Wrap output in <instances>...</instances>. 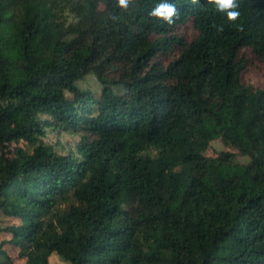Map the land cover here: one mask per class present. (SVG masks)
Instances as JSON below:
<instances>
[{
    "label": "trees",
    "instance_id": "obj_1",
    "mask_svg": "<svg viewBox=\"0 0 264 264\" xmlns=\"http://www.w3.org/2000/svg\"><path fill=\"white\" fill-rule=\"evenodd\" d=\"M162 2L171 25L150 15ZM237 3L229 22L208 0H0V214L17 222L0 264L6 245L23 264H264V87L244 81L264 64V0ZM89 74L98 95L77 85ZM169 119L191 133H163ZM129 130L162 143L129 160L104 149ZM48 132L77 136L72 151ZM218 139L248 163L205 168Z\"/></svg>",
    "mask_w": 264,
    "mask_h": 264
},
{
    "label": "rangeland",
    "instance_id": "obj_2",
    "mask_svg": "<svg viewBox=\"0 0 264 264\" xmlns=\"http://www.w3.org/2000/svg\"><path fill=\"white\" fill-rule=\"evenodd\" d=\"M180 34L182 33L185 37L191 39L194 35L193 29L189 25H186L179 31ZM109 47V46H108ZM110 49V48H109ZM140 49L136 50V53ZM109 53V52H108ZM106 53V55L108 54ZM132 54V51H130ZM250 55H248L249 58ZM251 58V57H250ZM252 63L248 64V68L244 72V81L248 84L261 88L264 87V71L262 69V62H256L253 59L251 60ZM127 66L125 63L119 62L116 64H112L110 68V77L117 78L120 71L123 70ZM78 87L81 90H90L95 95H98L100 92V85L97 82L96 78L89 74L84 77L82 81L77 82ZM123 92V91H121ZM192 126L191 124L178 121L175 119H169L165 122L163 133H191ZM50 144L54 145L55 150L61 154L62 151L69 152L72 151L73 145L77 141V136H72L68 134H61L58 135L54 132H48L47 137L45 139ZM162 143V139L156 137L152 142H145L138 137L137 134L129 130L122 134L119 137L114 139H108L103 143L104 149H109L110 146L115 147V152L121 158L125 160L132 159L135 151H139L140 154H153L157 151V147L159 144ZM230 154L233 156L231 161H224L219 158V154ZM204 159L203 165L205 168H219L225 172L229 170L239 169L245 166L248 163V158L242 156L240 152L237 150L226 147L223 145L221 140H214L208 143V148L204 152ZM188 175L190 177H200V171L197 170V167L193 163L185 164ZM127 184L134 190L136 194V203H135V213L134 216L140 217L143 211L146 209V205L144 202V196L139 187L138 182L131 176L128 175L126 178ZM17 224L16 221L0 214V242L3 240H9L10 237L6 235L2 230L9 225ZM6 250L8 251L9 255L13 258L14 264H23L24 259H19L17 255L16 249H14L10 245H6ZM59 261L57 258L52 257L49 259V264H58Z\"/></svg>",
    "mask_w": 264,
    "mask_h": 264
},
{
    "label": "clouds",
    "instance_id": "obj_3",
    "mask_svg": "<svg viewBox=\"0 0 264 264\" xmlns=\"http://www.w3.org/2000/svg\"><path fill=\"white\" fill-rule=\"evenodd\" d=\"M130 2L131 0H116L117 6L121 9H127ZM208 3L212 4L218 12L224 13L229 22H235L240 17L237 0H208ZM150 15L171 25L174 23L173 18L177 17L178 13L175 4L162 2L150 12ZM223 30V25L217 28V31Z\"/></svg>",
    "mask_w": 264,
    "mask_h": 264
}]
</instances>
